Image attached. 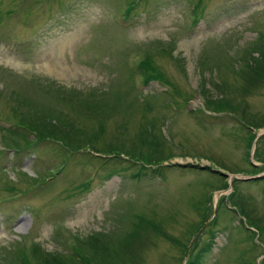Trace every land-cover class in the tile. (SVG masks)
<instances>
[{
    "label": "rangeland",
    "instance_id": "374dc122",
    "mask_svg": "<svg viewBox=\"0 0 264 264\" xmlns=\"http://www.w3.org/2000/svg\"><path fill=\"white\" fill-rule=\"evenodd\" d=\"M257 49L264 0H0V264H70L76 239L87 264H185L208 230L201 264H264V179L236 178L264 176V80L238 71ZM141 59L164 80L143 84ZM16 110L97 131L98 152Z\"/></svg>",
    "mask_w": 264,
    "mask_h": 264
},
{
    "label": "trees",
    "instance_id": "16d2710c",
    "mask_svg": "<svg viewBox=\"0 0 264 264\" xmlns=\"http://www.w3.org/2000/svg\"><path fill=\"white\" fill-rule=\"evenodd\" d=\"M196 20H193V23H195ZM253 49H250V48L247 49V53L249 54L250 52H254V50L256 48L254 50ZM257 51L261 52V56H260L259 59L254 58L253 55H252L251 56V60L248 61L247 63L242 60V63H241L242 65L238 69V71L241 74V76L245 79V82L247 83V85L255 84V83H258V82L264 80V52L262 50L259 51L258 49H257ZM239 62H241V61L239 60ZM133 67H134L133 73L137 72L142 77V81L141 82L143 84H147L150 79H158L159 77H161V78L158 79V80H160V81L164 80L160 73L154 74L155 73L154 66L153 65H149V63H147L145 61V59L139 60L138 62H136V64ZM163 82L168 84L170 82V80L166 79ZM217 102L219 103V107L218 108L216 107L217 110H221V108H225V107H231V106H228V104L230 102L228 100H218ZM89 110H91V109H89ZM231 115H233L238 120L240 118V117L238 118V116L235 115V114H231ZM15 116L18 119L19 122L27 125L28 130L30 131V133L32 131H34L37 134V135H34V136H37L38 140H42V139H45V138L61 139V140L65 141L68 145L72 146L75 151L81 150V151H88L90 153V150H94L95 152H98V151H96L94 149L95 145L90 140L92 138H97V137H94L95 135L98 136L99 133L97 131H94L93 133L92 132H89V133L87 132L85 136H89L91 138L88 139V141L87 140L86 141L83 140V142L80 144L77 141L81 142L82 138H79L78 134L82 133V131H84V130H82L81 127H75L72 122H69V124H68V122H66V123L55 122V121H52V119H48L47 120V119H44L43 117H41L39 115H34V114L30 115L27 112H23L22 113V112H18L17 110H16ZM96 124H97V127H99L98 131H100V132L103 131V123L100 120H98V122H96ZM254 125H255V127L258 128V127L264 126V122L260 123V124L259 123L258 124H254ZM84 132H86V131H84ZM262 139L264 140V136L259 138V140H262ZM249 141H250V139H249ZM249 141H248L247 146L249 145ZM102 150H105V151H114V150L115 151H120L122 149L120 147H117V148L114 147V148L102 149ZM155 152H156V154L158 156H162L161 153L159 154V153H157V151H155ZM90 154L92 155V153H90ZM147 154L143 153V152L135 153L134 150L131 151V155H133V156H141V157L147 158ZM258 155L259 154H257V156ZM95 156H97L98 158H101V157H99L100 155H97V154H93L92 157L95 158ZM106 158L113 159V158H110V157H106ZM148 159H150V158H148ZM247 161H248V159H247ZM64 165H65V162L61 165L60 169ZM249 165H250V163H249ZM120 169H121L120 167H118V168L115 167L114 171H118ZM207 169L211 170L213 174H218L219 176H223V175H221L220 172L212 170L210 167H207ZM111 172H113V171H111ZM34 178H37V177H34ZM222 178L223 177H221V181L224 179V178L223 179ZM259 179H264V176H261V177L257 178V180H259ZM237 181H239V180L238 179H233V181H232L233 184H234V188H236L235 187V183ZM221 184H222L221 188H224V186H225V185H223L224 182L221 183ZM80 186L87 187L88 186V182H82V185H79L78 187H80ZM25 191H27V190H24V192ZM76 192H79V191L76 190L74 193H76ZM76 194H78V193H76ZM233 196L234 197H238L239 196L237 194L236 190H234ZM237 209H238V207H237ZM238 211H239L240 214H242L240 209H238ZM242 211L247 212L245 210L244 206L242 207ZM247 215H248V213H247ZM205 217H203L202 220L203 219L206 220ZM253 219H254V217L251 218V224H254V225L256 224L257 227H260L259 231L263 233L264 232V223H259L258 224ZM214 222L215 221L213 220V222L211 224H214ZM204 230H203V232L206 233ZM157 232L158 233L160 232L163 236H166V238H168L170 241H173L174 243H178L179 245H181V247L183 249V252H186V245L183 244L182 242H180L179 239L167 235V233L162 231L161 228L160 229L157 228ZM203 232H201V233H203ZM207 232L208 233H206V234L208 235V238L205 241H203L202 243H200V238H201L200 235H198L195 238V240L193 241V244H192V246H191V248L189 250V258L187 259V262L185 264H201L203 262L206 253L210 251V248L213 245V243H212L213 232H212V230H208ZM91 234L96 235L98 233H90V235ZM135 234L136 233H130L129 236H134ZM258 234L260 235L261 233H258ZM90 235H88V236H90ZM254 236H255V233L253 231H251V233H249L247 238L248 237L254 238ZM69 239H70L69 237H66L65 241L68 242ZM74 239H76V237H74ZM90 239H92V238H90ZM76 240H73V241L70 242V247L67 246L68 249H69V251H67V255L69 256V258L73 262H75L77 264H80V263L87 264L86 261L88 259L86 260V258L84 257V255L82 253V250L80 251V250L77 249V247H76L77 246V241ZM253 244H256V242H254ZM32 246H33V249H35L34 251H35L36 255L40 257L41 255L39 254V250L36 249V248L39 247L38 244L34 243ZM79 247L83 248L81 246V244L79 245ZM84 251H85V249H84ZM23 252L19 253L18 255H17V253H15L14 254V258L16 257L15 260H18L20 258V261H23V264H27L25 262V255L26 254H25V252L24 253ZM41 253H43V252L41 251ZM56 255H58V254H56ZM59 256L64 257V255H61V254H59ZM59 256L58 257L57 256H53L55 258L57 257L56 258L57 260H55V261H51V258H49L48 259V263L64 264L63 262H65L66 264H68L65 260H63ZM11 260H12V258H11ZM71 260H70V264H72ZM263 262H264V258L262 259V263Z\"/></svg>",
    "mask_w": 264,
    "mask_h": 264
},
{
    "label": "water",
    "instance_id": "95a60500",
    "mask_svg": "<svg viewBox=\"0 0 264 264\" xmlns=\"http://www.w3.org/2000/svg\"><path fill=\"white\" fill-rule=\"evenodd\" d=\"M200 167L205 168V167H207V165H200ZM256 177H259V176H246V177H236V178L247 180V179H252V178H256Z\"/></svg>",
    "mask_w": 264,
    "mask_h": 264
}]
</instances>
